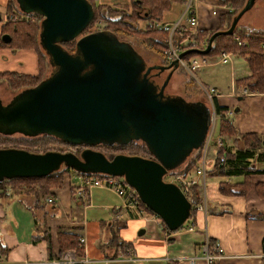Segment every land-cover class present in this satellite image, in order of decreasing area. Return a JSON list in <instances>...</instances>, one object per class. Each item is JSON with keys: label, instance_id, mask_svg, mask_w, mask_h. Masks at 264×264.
Masks as SVG:
<instances>
[{"label": "water", "instance_id": "1", "mask_svg": "<svg viewBox=\"0 0 264 264\" xmlns=\"http://www.w3.org/2000/svg\"><path fill=\"white\" fill-rule=\"evenodd\" d=\"M255 1L246 0L228 28L214 30L204 48L190 47L166 64L146 65L129 42L109 30L80 36L74 53L63 50L62 42L77 38L94 17L88 0H15L21 12L42 17L39 43L53 70L8 102L0 99V134L47 135L87 148L78 156L0 147V180L43 177L61 165L86 174L121 176L169 231L180 229L190 215V201L178 185L162 177L201 148L211 112L201 101L166 94L165 85L180 58L209 53L213 40L233 34ZM9 38L2 34L1 40L7 43ZM153 69L158 74L168 70L159 86L150 78ZM134 141H142L151 157L118 153L109 159L91 149ZM142 233L143 229L138 231Z\"/></svg>", "mask_w": 264, "mask_h": 264}, {"label": "crops", "instance_id": "2", "mask_svg": "<svg viewBox=\"0 0 264 264\" xmlns=\"http://www.w3.org/2000/svg\"><path fill=\"white\" fill-rule=\"evenodd\" d=\"M5 5L6 0H0V11ZM191 6L198 15L199 29L207 31L218 28L220 15L230 11L217 0H192ZM183 9L174 3L160 22L176 21ZM203 58L205 63L201 68L220 62L219 58ZM242 61L241 67L229 69L228 91H221L215 81L209 84L218 92L217 104L227 107V116L238 135L254 133L264 139V94H250L243 87H235V80L249 75L245 59ZM37 64L38 55L33 49L0 47V71L36 74ZM200 71L204 74L203 69ZM223 141L231 152L242 147L238 136ZM212 162L213 158L208 162L204 185L198 178L205 212L196 210L184 227L173 232L163 231L151 213L148 220L136 218L121 206L122 198L111 189L91 187L86 198H79L77 190L84 186V181L77 174H66L62 186L52 189L51 195L38 204L15 193L1 196L0 241L6 252L1 253L5 260L0 264H48L47 261L58 258L59 230L74 231L79 239L85 238L82 255L72 250L62 254L73 255L76 264H190V256L197 257L194 264H206L201 256L204 242L218 245L224 251V257L214 264H264V172L248 176L217 174ZM252 164L256 169H264V163ZM50 197L53 200L49 203ZM191 223L193 228L188 230ZM141 229L143 233L138 234ZM45 230L51 240L52 259L47 253L46 240L40 237ZM122 241L130 246L126 248L132 251L130 256L117 246Z\"/></svg>", "mask_w": 264, "mask_h": 264}, {"label": "trees", "instance_id": "3", "mask_svg": "<svg viewBox=\"0 0 264 264\" xmlns=\"http://www.w3.org/2000/svg\"><path fill=\"white\" fill-rule=\"evenodd\" d=\"M245 1L246 0H217V2L220 5H225L229 7L230 11L227 14L220 15L219 17L220 24L218 28H216L215 30H222L228 28L232 16H234L239 11V9L243 6ZM88 2H90L93 5V9H94L93 19H94L97 10L95 9L97 4L95 0H88ZM186 2L187 0H131V3L133 5L132 13L125 12L123 14L120 13L116 14L112 12L118 11L117 9L111 7L109 8L111 12L109 14L110 16L109 17L105 16L103 19V22L107 23L108 28L102 30H109L113 32L115 35L116 33H123L128 28H130V25L127 22L122 21V18L129 19L132 17L133 13L134 15L139 16L138 13H140L141 10L144 11L142 18L146 21V26L144 27V29L142 28L143 30L136 29V33H142L148 36L149 38L148 40L146 41L142 40V41L148 46H150V48H152L153 50L155 49V51H157L158 54L161 55L160 56L162 60L161 63L165 64L166 59L164 55V50L167 48L166 46L167 33H165V31H160L157 28H155L154 27L155 21L160 22L161 19L163 18V14L169 11V9H171L174 3H177L178 5L184 7V4H186ZM5 8L7 11L5 13H7V15L10 13H15L14 15L20 16L19 17L20 19L13 21V19L7 18L6 21L1 25L0 34H8L10 37L9 38L10 41L7 43L0 41V47H9L12 50L33 49L34 51L37 52L38 55V64H37L38 72L36 74H25L15 71H0V80H6V81L8 80L10 87H12V90L16 91L20 88H27L34 86L40 80H42V72H43V68L41 64L42 57L40 51H38L40 47L38 31L40 32V26H41L40 25L41 22L39 23L38 20H40V18L42 19V17L37 14H25L18 9L12 8L11 4H6ZM106 14L108 13L106 12ZM117 15H119V17ZM213 32L214 30H209V31L205 29L196 30L195 34L192 36L193 44L190 45L188 44L184 48L190 46L195 48H204L209 36ZM235 35L239 36V38L245 41L246 43V46L242 48L244 50L239 55L244 57L248 66L247 69L249 70V75L235 80L234 82L235 87L243 86V88H245L248 92H250V94L251 93L264 94V47H262V44H264V29L252 28L247 30V28H242L237 26L235 28V32L231 35L229 34L218 35L211 43L212 44L211 50L209 51V53L205 55L209 56V58L210 57L212 58L214 56L219 55L220 53L239 49L238 45L235 43L234 40ZM69 42L71 41L62 42L61 45L63 46ZM152 44L153 46H151ZM194 55H199V54L197 53L187 54L186 56L183 57V59H187L188 57ZM216 98L213 99V110L217 117L216 122H214L215 128H217V132H218L216 136L220 137L222 141L229 137H231L232 139H236V136H238L239 140H241L242 142V147H240V149L236 148L235 151L231 152L226 147L223 141L222 146L215 148L212 168H214L217 174H223V175L248 176V174L263 173L264 169H256L252 166L253 165L252 163L253 162L264 163V139L261 138V135L254 133H245L238 135L237 128L233 123H231V119L227 116V112H228L227 107L224 108V106H219L215 101ZM9 137L10 136L2 135V133L0 134L1 139L5 138V140H8L7 138ZM136 143L137 142H131L127 145H117V147L124 149L127 148L129 150V152L126 153L127 155H138V156L146 157L147 159L150 158L151 155L149 152H147L148 150L146 145L143 142L142 144L139 145ZM17 144L18 143L4 144L2 142V144L0 145L1 147L16 148V146H18ZM130 146H133V148H128ZM259 148L262 149L258 150ZM45 151H49V150H44L43 152ZM31 152H35V151H31ZM199 157H200V149L192 150L190 156L178 168L182 167L187 171L192 170L196 166ZM62 169L64 170L62 171L58 169L43 177H15L10 179L0 180V197L8 196L11 193H15L16 195H21L22 193L24 194L32 193V197H34V204H38L39 202H41V199L43 198L45 199L48 197V195H51L50 192L52 189H58L62 186L63 184L62 181H64V176L68 173L69 170L74 171L75 173H77V175L80 176L86 175V173L77 172L70 168L68 169V167L66 166H64V168ZM93 174H102V173H93ZM39 183H44L43 185L39 186V189L42 190V192L39 189L31 190V188L29 190L22 192V190H24L23 187L32 186L34 184L39 185ZM199 189H200V184H195L191 189V194L188 198V200L190 201L189 203L191 204V210L188 219L189 218L192 219V215L196 211L195 206L198 205L199 202H202V197L200 195ZM139 205L145 207L149 212L153 213L144 205L141 199ZM160 226H162L163 231L164 230L169 231L167 226L162 221ZM42 234L43 235H41L40 237L46 240L47 253L49 255V258L52 259L53 256L51 254V249H50L51 240H50V236L48 235L49 233L48 231L45 230L42 231ZM56 235H57V241L59 247V253L57 256L58 258L61 257L66 250H72L77 255H82L83 253L81 248L82 245L79 243V235H77L76 232L69 230H59ZM117 246H121L122 249L124 248L123 251H125L126 248L130 247L128 246V244H124L123 241L119 242ZM5 250H6L5 246H3L0 241V260L2 258L4 260V256L1 257L3 255L1 253L3 251L5 253L6 252Z\"/></svg>", "mask_w": 264, "mask_h": 264}, {"label": "rangeland", "instance_id": "4", "mask_svg": "<svg viewBox=\"0 0 264 264\" xmlns=\"http://www.w3.org/2000/svg\"><path fill=\"white\" fill-rule=\"evenodd\" d=\"M97 6L95 9L96 10V15L95 18L90 21L89 26L79 35L77 36V38H75L74 40H71V42L66 43L65 45H63V50H67L70 53H74V49H75V44L77 39L82 36L85 35L87 33L90 34V32H94V31H98V30H102V29H107L108 25L106 22H103V19L105 16H110L109 14L110 12V7L117 9L118 11L116 12H112V13H132L133 12V8H132V3L131 0H95ZM6 4H11L12 8L14 9H18V5L15 2V0H6ZM6 5L3 7V10L0 11L1 15H2V20L0 21V27L1 25L6 21V19H13V21H16L18 19H20V16L14 15L15 13H10L7 15V12L5 9ZM10 8V6H9ZM106 12L108 14H106ZM103 16H102V15ZM139 16L134 15V13L132 14L131 18H122V21L127 22L130 25V28H128L126 31H124L123 33H116V35L118 36V38L120 40L129 42V44L132 45V48H134L142 57L143 60L145 61L146 65H154V64H162V60H161V55L158 54L157 51H155V49L153 50L152 48H150V46H148L147 44H145L142 40H148V36H146L145 34L142 33H136V29H144V27L146 26V21L142 18L144 11H140V13H138ZM119 17V15H117ZM123 16V15H122ZM28 18V17H27ZM22 19V18H21ZM41 18L40 20H38V22H41ZM238 27H242V28H247L248 29H252V28H258V29H264V0H256L255 5H253V7L247 11L243 16H241L240 21L238 22ZM111 27V26H110ZM109 27V29H110ZM142 29V30H143ZM39 34V31H38ZM37 34V36H38ZM2 38V34H0V41ZM37 38V37H36ZM38 39V38H37ZM153 46V44L151 45ZM44 49L40 46L38 51H40L41 54V64H42V68H43V72H42V79L45 78L46 76H48L52 70V65L49 64V59H48V55L45 53V51H43ZM237 50V49H236ZM236 50H234L236 52ZM206 56V55H205ZM220 54L217 56L212 57L218 60ZM244 57L243 56H231V62L229 63H221V62H217L215 61L214 63H212L210 66L208 67H203L200 69L193 70L192 71V75L189 74L188 72H186V68H184V66L179 65L178 68L176 70L173 71L172 76L169 79V82L167 85H165V93L172 95V96H181V98H184L186 101H201L203 102L211 111L213 107L212 105L209 103L208 98L205 97L206 95L204 94L201 85H204L202 83H205L207 85H210L211 82L215 81L216 84H219V87H221V91H228L229 87H230V68L231 66H234L235 69L240 66L241 64H243ZM167 63V62H166ZM165 63V64H166ZM164 64V63H163ZM204 71L201 73L200 70ZM167 71L165 70L163 72H160L159 75L156 74L157 70H151V75L156 76L155 77V81L157 83V86H159L160 84H162L163 80L165 79L166 75H167ZM241 72V70L239 71V73ZM41 81V80H40ZM39 81V82H40ZM210 83V84H209ZM206 86V85H204ZM212 85H210L211 87ZM209 87V86H207ZM241 87V86H240ZM243 87V86H242ZM238 88V87H237ZM24 88H20L18 90H12V87H10L8 80H0V99L2 100V103H6L8 102L11 97L17 93L19 90H22ZM242 90V89H241ZM239 92H242V91ZM246 90V89H244ZM216 114L214 116V122H216ZM213 122V123H214ZM215 123L213 124V129H212V137L214 138H218L217 135V128H215ZM25 138V139H23ZM8 140H5V138H0V144H2V142L4 144H16L18 143L16 146V148H23V149H27V150H31V151H35V152H43L44 150H54V151H60V152H72L75 155H79L80 154V150L83 148L82 146H72V145H68L65 143L60 142L59 139L52 137V136H47V135H39L37 137H25L22 136L20 134H13L12 136H10L9 138H7ZM28 139V140H26ZM213 139L211 142H209V144L207 145L206 148V160L208 163L210 159H212L214 157V153H215V148H217V146L214 144ZM11 141V142H8ZM16 142V143H15ZM137 142L136 144H142L141 141H134ZM20 144V145H19ZM1 147V145H0ZM128 148H133V146H130ZM201 149V148H200ZM93 150L95 151H99L101 152V154H104L107 158H112L114 155L118 154V153H122V154H126L127 152H129V150L127 148H120L117 146H105V145H97L93 147ZM214 152V153H213ZM195 153V152H194ZM200 155H201V150H200ZM209 163L206 166V170L208 167ZM64 168L63 165H61L60 170H64L62 169ZM68 174H77L72 170H69ZM206 175V173H205ZM204 175V176H205ZM170 172L168 171L164 177V180L166 181H170ZM44 182V181H43ZM44 183H39V185L34 184L32 186H27V187H23L24 190H29L31 188V190H38L39 186L43 185ZM200 184V183H199ZM40 190V189H39ZM42 192V190H40ZM29 192V191H28ZM21 197L23 198H30L31 200H34V197H32V193H22ZM151 213V212H149ZM189 222V219L185 221L184 226ZM183 226V227H184ZM117 242V240L115 239V243ZM5 260V257H4ZM3 258L0 260V263L4 261Z\"/></svg>", "mask_w": 264, "mask_h": 264}, {"label": "built area", "instance_id": "5", "mask_svg": "<svg viewBox=\"0 0 264 264\" xmlns=\"http://www.w3.org/2000/svg\"><path fill=\"white\" fill-rule=\"evenodd\" d=\"M192 0H187L186 4H184V9L181 12V14L178 16L176 21L172 22H156L154 24V27L157 28L160 31H165L167 33V48L164 50V55L166 62L172 61L174 58L178 57L179 52L182 50H185L190 47H186L188 44H193L192 36L195 34V31L199 29V19H197L198 15L196 11L194 12L191 6ZM213 14L216 13V11H212ZM235 43L238 45L239 49L235 51H229V52H223L220 53L219 61L221 63H228L231 60V56H237L239 55L244 49L243 47L246 46L245 41L241 40L239 36H234ZM262 47H264V44H262ZM248 50V49H247ZM205 55H194L191 57H188L187 59L180 58L179 59V65L184 66L186 68V72L192 75V71L201 68L205 63V58H203ZM201 88L206 95L205 97L208 98L209 103L213 107V99L218 96V92L216 88L213 86L207 87L204 85H201ZM246 90H244L245 92ZM213 110V109H212ZM214 111H211V123L209 127V131L207 135L205 136V140L203 145L201 146V155L198 159V162L196 163V166L192 170H186L184 168H175L174 170H171L170 172V181L174 182L176 185L179 186L180 190L183 191V193L186 195L187 198H189L191 194V189L195 184H199L201 179V184L204 185V175L206 173V166L208 163L206 160V148L209 142L212 141V129H213V122H214ZM214 144L217 147H220L223 145V141L220 137L213 139ZM83 178L82 181H84V186L77 190V194L79 198H86L89 193L91 187H103L113 190L118 196L122 198V207L130 210L135 216L144 218L146 220L149 216V211L143 207L140 206V199L137 193H135V189L127 184V182L123 179L121 176H112L108 174H86L81 176ZM199 178V179H198ZM86 187V188H85ZM53 198H48V202H52ZM199 202L198 205L195 206V210H200L205 212V203ZM150 214V213H149ZM152 218H157L155 214L151 213ZM159 220V223H161V220ZM184 226V224H183ZM193 225L190 224V227L188 226V230H192ZM85 238L82 237L79 239L80 244H84ZM132 253L131 250L127 249L125 252V255L130 256ZM224 251L223 249L218 245H212L209 242H204L202 246V258L205 260L206 264H214L218 262L221 258L224 257ZM196 256H190L188 261L190 264H194L196 261ZM77 258H75L70 253L66 252L64 255H62L59 258L52 259L47 261L48 264H76Z\"/></svg>", "mask_w": 264, "mask_h": 264}, {"label": "flooded vegetation", "instance_id": "6", "mask_svg": "<svg viewBox=\"0 0 264 264\" xmlns=\"http://www.w3.org/2000/svg\"><path fill=\"white\" fill-rule=\"evenodd\" d=\"M52 70H53V68H52ZM52 70H51V72H52ZM156 74H157V73H156ZM157 75H159V74H157ZM157 75H156V76H157ZM156 76L150 75V78H152V79L154 80L155 83H156V81H155V77H156ZM96 146H97V145H96ZM82 147H83V148L80 150L81 152H82V150H84L85 148H87V147H85V146H82ZM91 149H93V147H92ZM81 152H80V153H81ZM78 156H79V155H78Z\"/></svg>", "mask_w": 264, "mask_h": 264}]
</instances>
